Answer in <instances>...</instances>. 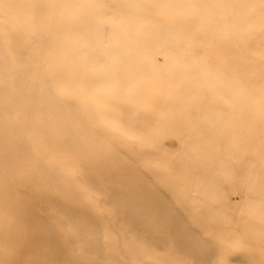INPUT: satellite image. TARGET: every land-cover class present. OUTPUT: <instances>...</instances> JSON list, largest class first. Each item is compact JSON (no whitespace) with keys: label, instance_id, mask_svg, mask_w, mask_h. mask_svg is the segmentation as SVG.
Returning a JSON list of instances; mask_svg holds the SVG:
<instances>
[{"label":"bare ground","instance_id":"1","mask_svg":"<svg viewBox=\"0 0 264 264\" xmlns=\"http://www.w3.org/2000/svg\"><path fill=\"white\" fill-rule=\"evenodd\" d=\"M0 264H264V0H0Z\"/></svg>","mask_w":264,"mask_h":264},{"label":"rangeland","instance_id":"2","mask_svg":"<svg viewBox=\"0 0 264 264\" xmlns=\"http://www.w3.org/2000/svg\"><path fill=\"white\" fill-rule=\"evenodd\" d=\"M146 27H147V25H145ZM157 62L159 63V64H164V62H165V57H164V55L163 54H159L158 56H157ZM170 140V139H169ZM168 140V141H169ZM175 146V145H174ZM229 199L231 200V201H235V202H237V204H238V206L239 207H242V208H244V207H247V206H250L251 205V202H252V200H250V198L248 199V198H246V196H245V193H244V191H238V192H233V193H231L230 195H229Z\"/></svg>","mask_w":264,"mask_h":264}]
</instances>
